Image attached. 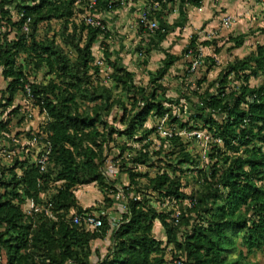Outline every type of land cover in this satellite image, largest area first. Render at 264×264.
I'll use <instances>...</instances> for the list:
<instances>
[{
  "label": "trees",
  "instance_id": "trees-1",
  "mask_svg": "<svg viewBox=\"0 0 264 264\" xmlns=\"http://www.w3.org/2000/svg\"><path fill=\"white\" fill-rule=\"evenodd\" d=\"M134 1L144 12L147 4L161 3L162 11L149 15L161 16L159 29L151 31L137 19L139 31L153 38L167 34L164 15L171 7L186 4ZM187 1L199 8L204 0ZM98 2L91 14L102 13L105 27L87 24L81 17L83 4L76 0H0V74L9 92L6 96L3 90L0 100V114L6 115L0 120V264H260L251 257L264 253V43L229 62L211 83L214 93L208 89L199 95L195 87L198 108L184 121L166 97L165 80L189 57L188 75L207 64L203 58L190 72L200 54L198 36L180 54L166 52L145 87L112 59L106 2ZM127 7L119 4L113 11ZM44 24L51 36L41 35ZM259 31L264 34V26ZM247 36H230L229 50L243 47ZM144 39L141 55L147 65L149 40ZM98 43L112 68L107 77L96 60ZM209 60L211 70L216 60ZM37 72L42 74L39 81L32 76ZM206 74L195 84L204 83ZM253 79L262 81L252 84ZM18 91L44 116L37 132H25L24 142L23 133L11 126L10 115L19 117L17 126L27 118L22 106L14 105ZM166 116L178 124L172 136H162L156 125L147 127L150 119L158 122ZM183 130L210 136L204 155L190 147L201 139L181 135ZM113 143L118 170L129 179L118 219L108 210L115 205L110 193L116 181L107 171ZM146 166L156 169L154 176ZM91 184L103 195L99 208L83 207L76 196ZM30 203L32 209L26 211ZM88 212L99 213L102 226L73 222V216ZM157 222L164 238L155 235ZM108 236L111 245L102 255L93 244Z\"/></svg>",
  "mask_w": 264,
  "mask_h": 264
},
{
  "label": "rangeland",
  "instance_id": "rangeland-1",
  "mask_svg": "<svg viewBox=\"0 0 264 264\" xmlns=\"http://www.w3.org/2000/svg\"><path fill=\"white\" fill-rule=\"evenodd\" d=\"M212 1H214V5H218L220 3L219 0H209L208 2L212 4ZM218 1V2H217ZM178 3L171 9L174 14L177 15L178 13ZM183 5V4H182ZM206 5V2L204 3ZM203 5L202 11L204 12L205 8ZM169 8L170 6L167 5ZM253 11L254 13H257L256 15L252 14L253 11H250L248 14L245 12V15H248L249 17L254 15L251 20L244 22L245 32L248 33L246 44L241 48L236 49H230L232 47V42L229 41L230 35H233V31L236 27V22L239 21L238 19L243 15L234 14L231 15L234 17L233 24L230 28H226L224 26L223 20L228 15H225V12L219 11L218 14L214 15V17H220V25L216 24V26L209 24V26L206 24V21L203 20L204 14L199 12V9L194 8L187 14V17L189 18L188 23L186 25V28L183 30H178L172 33L170 36H167V39L157 47L153 45V43L150 41L151 35L148 32H144L145 38L149 40L148 48L150 50L149 61L147 65L143 64L144 56L141 55V50L143 51V44H142V38L141 34H139V29L136 26V23L138 22L137 19L140 18L141 15V7H127L124 9H116L113 13H111V16H113L111 19H108V27L112 32L113 37L108 40L109 41V49L113 53L112 59L118 60V63L124 67H126L129 71L135 73V80L138 83H141L143 86H148L149 84V77L150 73H153L157 71V69L161 65L162 59L165 57V51H170L175 54H180L186 45L190 42V38L192 35L198 36V43H199V49H201V52L203 54L204 59L207 60V64H205L201 70H199L196 75H188V63L191 60L190 57L188 60H185L186 62H178L174 68L171 71L172 76L170 81H166L165 83L168 86V93L166 97L168 99H171L173 101V110L176 115H180L184 121L188 120V117L195 112L198 108V100L199 98L193 94L195 92V87L197 88L196 91L199 89V95L200 93H205L208 89L211 90L212 93L216 91V88L214 87L211 89V83L214 79L220 78L225 71L226 67L228 66L229 62L235 60L236 58H243L247 56L258 43H264V34L259 31V28L264 26V2L262 0H253ZM252 8V7H251ZM169 10V9H168ZM171 13L169 12L167 14L168 17H170ZM260 14V15H259ZM170 15V16H169ZM243 15V18H246V16ZM201 17V18H199ZM213 17V18H214ZM255 18V19H254ZM248 19V18H247ZM169 22L171 20H168ZM172 22V21H171ZM190 22V23H189ZM110 23V24H109ZM56 28H58V24H54ZM214 26V27H213ZM213 27V28H212ZM217 27V28H216ZM253 27V28H252ZM252 28V29H251ZM138 32H137V31ZM243 31V30H241ZM252 31V33H251ZM48 33V35H52L53 32L50 30L49 26L47 24H44V26L41 27V35H45V33ZM144 39V40H145ZM205 40L214 41L215 45H203L202 42ZM146 42V41H145ZM155 44V43H154ZM151 46L152 49L149 47ZM94 50L96 51V60L101 63L103 67V76H106L111 73L110 66L107 64V61L105 60L104 53L102 48L99 46V43L94 47ZM102 50V51H101ZM210 58H214L216 63L212 65L213 68L209 70L211 66V60ZM210 65V66H209ZM109 71V72H108ZM111 71V72H110ZM204 73H207V80L202 82L201 85L195 84L197 79H200L203 77ZM33 79L41 80L42 74L41 72H37L36 75H33ZM187 78L186 84L182 82L184 80L183 77ZM183 79V80H182ZM193 80H195L194 83ZM109 79L107 78V83ZM262 79H253L252 84H257L261 82ZM7 84L8 82L5 81L0 74V100L3 96V90L7 91ZM192 93L194 98H187L188 93ZM6 96H9V92L7 91ZM15 106H22V109L25 110L26 114L28 113V116L25 114L26 120L21 124V126H17L18 119L17 116L10 115L12 118V129H16L17 131H21L23 133L21 140L24 142V135L26 131H38V127L44 123V116L40 114L39 108L35 105L34 101L27 100L24 96V93L22 91H18L15 95L14 100ZM2 109H0V112ZM7 113V112H6ZM23 113V111H22ZM115 113V112H114ZM114 113L109 117V119H112L114 116ZM2 114V112H1ZM0 114V120L5 119L6 115L3 117ZM162 124L165 126V128H171L173 131L177 128L178 124L169 122V117L167 120L161 119L160 121H154V119H150L147 122V127L150 126H162ZM163 130V129H162ZM160 131V130H159ZM184 131V130H183ZM152 139L154 141H159L156 139L155 136H152ZM198 139V138H197ZM120 142H124L125 138L121 137L118 139ZM160 143V141H159ZM131 144V142H130ZM143 143H135L134 146L137 147H143ZM115 144H111L112 150L109 153L108 160L110 161V167L107 171H109V178L116 181V187L115 192H111V196L115 201V205L110 207L108 210H110V216L114 217L116 219L121 218L123 212L117 210L120 204L125 203L126 201V193H125V186L129 185V179L127 173H122L118 170L119 166V160H117L115 157L118 154V149L114 147ZM191 149H194L196 151H202L206 144L204 141H201V143H191L190 144ZM129 153V152H128ZM204 151H202V154ZM128 155V154H127ZM204 155V154H203ZM5 162L7 163V158H4ZM129 167V166H128ZM146 169L151 171V174L154 176L156 169L155 168H149L146 166ZM189 190V189H188ZM76 196L79 199V203L83 207H91L95 206L99 208L103 205V195L100 192L98 186L96 184H91L88 186H83L79 188L76 191ZM32 203L26 204L24 209L26 211L32 209ZM42 207V206H41ZM39 207V208H41ZM103 208V207H101ZM107 210V212H108ZM102 211V209H100ZM72 213L75 211L72 210ZM99 212V210H98ZM75 215V214H74ZM74 217V216H73ZM155 235L159 238H164V229L160 222L156 223L155 227ZM111 245L110 237L108 236L103 242L102 241H95L93 244V249H100L102 255H105L107 253V250L109 246ZM95 258V257H94ZM253 260L259 261L260 264L264 263V253L259 252L257 255H253L251 257Z\"/></svg>",
  "mask_w": 264,
  "mask_h": 264
},
{
  "label": "built area",
  "instance_id": "built-area-1",
  "mask_svg": "<svg viewBox=\"0 0 264 264\" xmlns=\"http://www.w3.org/2000/svg\"><path fill=\"white\" fill-rule=\"evenodd\" d=\"M76 1L79 6L81 5V3L83 4L85 13L81 15V17L86 21L87 24H90L93 26L105 27V25L103 24L104 15H102V13L99 12L97 15H94V16L91 14V12H97V9L100 7L98 0H76ZM145 1H148V0H140V2H142L143 4H145ZM262 1L264 2V0ZM105 2L106 4L103 7L105 10L103 11L106 13L113 12V8L118 6L119 4L124 7L129 6V5L140 7L139 3L135 2L134 0H105ZM155 11H162L161 3L158 1H155L154 3H151V4H147L146 11L144 12L143 10H141V15H140L141 19L139 20V22L144 23L145 26H148L151 31H155L160 28V17L161 16L154 15L153 19H150L149 17V15H152V12H155ZM233 20H234V17L231 15L225 17L223 20L224 26L226 28H230L233 24ZM139 22L136 23L137 28H139ZM25 29L28 30V27L25 26ZM199 52H200L199 58L193 60L192 66L190 68V72H195L199 68L200 64H202V60L204 57L201 52V49H199ZM28 93L30 94L29 88H28ZM167 118L168 116L162 119L167 120ZM165 126L163 124L162 126H160L159 128L160 134L162 136H169V137L172 136L173 130L172 129L167 130V127L165 128ZM188 134L196 135L197 138L201 139V141H204V143H207V141H209V138H210L209 135L201 131H193L191 133H188L186 130H184L181 132V135H188ZM48 153L49 152H47V154ZM42 159H43L42 162H45V160L47 159V155H43ZM83 221L85 222L86 225H88V227H91V228H98L102 226V219L99 213L97 212H88V213H85L84 216L75 215L73 217V222L76 224L81 223Z\"/></svg>",
  "mask_w": 264,
  "mask_h": 264
},
{
  "label": "crops",
  "instance_id": "crops-1",
  "mask_svg": "<svg viewBox=\"0 0 264 264\" xmlns=\"http://www.w3.org/2000/svg\"><path fill=\"white\" fill-rule=\"evenodd\" d=\"M184 1L186 3L184 5H182L181 2H180V4L178 3V9H177L178 10V13H177V15H172V14H174L173 13L174 11L173 12L172 11L171 12L169 11L171 13L170 14L171 16L169 15L170 17L167 16V14L169 12L166 13V16L164 15V19L167 18V24H166V29H167L166 30V33L167 34L165 35V37L160 38L157 35L156 37L153 38L151 36L150 41L156 47H157L158 44L160 45L161 43H162V46H163V42L167 39V36H170L175 31L183 30L184 28H186V25H187V23L189 21L188 20L189 18L187 17V14L189 12H191V10L194 9V8L199 9V12L201 11L200 13H203L204 14V18H203L204 21H206L207 19H209L206 22V24L208 23L207 24L208 26H209V24L216 26V24H219L220 25V23H219L220 17L219 18L218 17L216 18V17H214V15H216V13L218 14L219 11L225 12V15H228V16L229 15H234V14H237V13L241 16L242 14L245 15V12L246 13L247 12L249 13L250 11H253V7H254V6H252L253 0H219L220 3L218 5H214V3H213L214 1H212V4H211V3L208 2L209 0H204L203 3H202V6L199 7V8L196 7V6H194V5H192L187 0H184ZM205 2H206V5H204ZM203 5H204V8H205L204 12L202 11ZM113 12H108L107 13V23H108V19L109 18L111 19L113 17V16H111V13H113ZM242 16L238 19L239 21L236 22V27H235V29L233 31V35H230V36L235 37V36H240V35H243V34L246 33L245 32V29L246 28L244 27V25H245L244 22L251 20V16L249 17L248 15H245L246 18H243ZM199 18H201V17H199ZM168 20H171L172 22L171 21L169 22ZM241 30H243V31H241ZM139 34H141V38L142 37H145V35L142 34L140 31H139ZM160 39H163V40L161 41ZM206 41H210V40H206ZM210 45H213V44H210ZM166 52H170V51H165L164 53H166Z\"/></svg>",
  "mask_w": 264,
  "mask_h": 264
}]
</instances>
